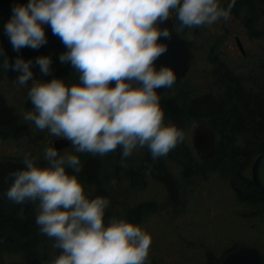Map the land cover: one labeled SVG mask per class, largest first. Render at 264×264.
Listing matches in <instances>:
<instances>
[{"label": "clouds", "instance_id": "clouds-1", "mask_svg": "<svg viewBox=\"0 0 264 264\" xmlns=\"http://www.w3.org/2000/svg\"><path fill=\"white\" fill-rule=\"evenodd\" d=\"M236 0H27L15 3L3 25L13 49H38L48 43L46 27L60 37L66 51L59 60L78 73L79 83L64 77L44 79L34 72H53V55L14 61L0 45L7 69L19 74L18 85L29 88L33 108L24 119L40 130L70 142L74 151L43 149L45 163L32 153L23 156L6 189L15 203L36 205L39 231L54 239L60 253L51 264H149L153 237L125 216L107 217L110 198L93 196L80 178L79 153L106 155L121 151L127 158L147 147L153 160L166 156L186 131L166 120L163 88L177 80L172 65L157 60L173 32L164 25L173 12L182 27L228 20ZM31 81V83H29ZM112 82H115L114 84ZM112 184L117 183L116 178ZM47 264V262H45Z\"/></svg>", "mask_w": 264, "mask_h": 264}, {"label": "rangeland", "instance_id": "rangeland-1", "mask_svg": "<svg viewBox=\"0 0 264 264\" xmlns=\"http://www.w3.org/2000/svg\"><path fill=\"white\" fill-rule=\"evenodd\" d=\"M247 18L249 16L246 13L232 12L228 20L221 19L212 25L190 28L187 34L188 40L193 41L190 70L176 86L166 90L162 96L180 98L182 95L185 98H195L207 93L217 94L222 91L217 84L219 69H229L245 78L256 77L257 90L260 91L264 87V40L250 35L245 24ZM170 19L173 26L182 27L175 12ZM194 28L197 31L194 32ZM236 37L243 53L237 46ZM33 70L38 77L44 78L38 65ZM18 74L13 72L0 77V93L19 116V125L22 126L18 136L0 137V159L9 156L23 158L25 153L30 152L38 160H44L43 149L53 146V142L61 138L49 133L47 129H38L34 122L24 119V112L31 110L33 105L28 96L29 88L15 82ZM201 125L194 120L186 121V137L180 144L189 149V158H192L193 164L198 165L203 174L192 176L186 180V184L182 183V167H178L175 159L165 158L167 170L181 182L180 210L175 212H169L165 193L151 174L141 168L150 152L147 147L138 149L127 158H122L119 148L103 156L79 153L81 160L90 155L99 159L100 185L106 191L102 195L110 198L107 217H126L128 208L155 201L167 211L147 214L140 223L153 237L149 264H201V254L207 249L219 258L235 243L254 246L264 238L262 207L250 209L246 205L238 206L236 197L232 195L235 184L231 179V171L225 169V166H217V161L204 163L197 156L192 136ZM64 151L74 149L70 145L61 150L62 153ZM175 151L177 152L173 150L168 154L175 155ZM114 177L117 180L115 185L111 182ZM94 188L95 186L86 187V191L94 196ZM186 244L190 245V250Z\"/></svg>", "mask_w": 264, "mask_h": 264}, {"label": "trees", "instance_id": "trees-1", "mask_svg": "<svg viewBox=\"0 0 264 264\" xmlns=\"http://www.w3.org/2000/svg\"><path fill=\"white\" fill-rule=\"evenodd\" d=\"M18 2L26 3L27 0H0V45L5 48L8 56L14 61L17 55L29 59L52 54L53 72L49 75L43 74L44 79H51L53 76L64 77L69 84L79 83L78 73L70 64H64L59 60V54L66 51V46L60 37L53 34L50 25L46 27L48 43L44 46L38 49L24 47L20 52L13 49L3 25L12 15L13 4ZM232 12L246 13L249 18L245 24L250 35L264 40V0H236ZM189 29L174 25V31L188 43L192 51L193 41L187 38ZM193 30L197 31L195 28ZM13 72L16 71L4 67L3 58L0 57V77L3 78ZM217 84L222 89L217 94L207 93L195 98H185L182 95L180 98H165L161 95L166 120H171L182 128H185L186 121L189 120L212 128L216 136L215 156L203 162L217 161V166H225V169L231 171L235 192L231 191L236 197L238 206L246 205L251 207L250 209L261 206L264 211V195L251 180L252 163L258 155L264 153V87L260 88V91L257 90L256 77L245 78L229 69H219ZM19 124V116L0 93V137L18 136L22 128ZM180 143L177 144V148L171 150H177L175 155L168 154L153 160L149 152L141 165V168L151 174L165 193L169 212L180 210L179 199L182 192L181 182L167 170L165 158L175 159L178 167H182V183L186 184L188 178L203 174L198 165L193 164L192 158H189V149ZM82 162L84 167L79 175L85 187L95 186L94 196L105 194V189L100 185L99 159L90 155ZM38 163L43 164L45 161L38 160ZM23 166L22 157L9 156L0 159V264H45V262L51 264L52 259L61 250L53 247V238L39 231L36 223V205L31 201L15 203L5 194L12 182L6 177L11 171ZM155 202L128 208L126 217L132 222L141 223L147 214L167 212L163 210L164 207L161 204L158 205ZM253 245L264 257V238ZM240 246V243H235L219 258L207 249L201 254V264H218L227 253ZM186 247L190 250L189 244H186Z\"/></svg>", "mask_w": 264, "mask_h": 264}, {"label": "water", "instance_id": "water-1", "mask_svg": "<svg viewBox=\"0 0 264 264\" xmlns=\"http://www.w3.org/2000/svg\"><path fill=\"white\" fill-rule=\"evenodd\" d=\"M162 26L169 27L173 35L171 39L161 38L168 43L169 48L159 57L156 63L158 66L169 64L175 68L177 80L172 86L174 87L187 75L192 64V53L188 43L174 31L173 21L170 18ZM235 40L238 48L243 53L239 39L236 37ZM112 83L114 84L115 82ZM166 89L161 88L158 91L162 95ZM192 145L201 160L212 159L216 152L215 132L206 125L197 127L193 132ZM53 146L62 150L70 146V142L61 138L55 140ZM251 178L264 195V153L258 155L253 161ZM218 264H264V257L256 247L243 245L230 251Z\"/></svg>", "mask_w": 264, "mask_h": 264}, {"label": "flooded vegetation", "instance_id": "flooded-vegetation-1", "mask_svg": "<svg viewBox=\"0 0 264 264\" xmlns=\"http://www.w3.org/2000/svg\"><path fill=\"white\" fill-rule=\"evenodd\" d=\"M171 88H173V87H171ZM171 88H167L166 90H170ZM166 90H165V91H166Z\"/></svg>", "mask_w": 264, "mask_h": 264}]
</instances>
